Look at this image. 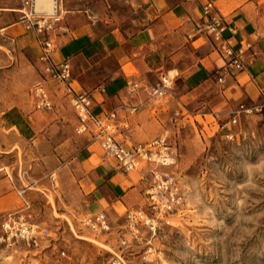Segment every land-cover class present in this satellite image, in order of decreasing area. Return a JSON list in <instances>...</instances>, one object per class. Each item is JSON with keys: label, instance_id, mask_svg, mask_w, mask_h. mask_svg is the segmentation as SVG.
Returning <instances> with one entry per match:
<instances>
[{"label": "rangeland", "instance_id": "rangeland-1", "mask_svg": "<svg viewBox=\"0 0 264 264\" xmlns=\"http://www.w3.org/2000/svg\"><path fill=\"white\" fill-rule=\"evenodd\" d=\"M2 2L20 7L14 0ZM116 11L129 14V8L113 0L108 14L115 22ZM20 15L0 10V27ZM131 17L121 18L122 27L131 26ZM37 55L0 35V264H264V113H241L234 123L240 104L231 112L217 108L214 115L204 98L188 107L178 104L179 112H172L187 118L184 134L176 138L166 131L151 138L167 136L177 147L176 163L155 171L179 185L181 202L161 212L151 209L149 199L132 208L144 209L152 219L135 228L127 220L128 210H103L110 229L95 231L83 224L98 210L89 206L79 160L94 136L78 131L73 94L45 75ZM72 65L88 68L87 77L99 83L118 68L113 56ZM45 76L51 108L39 107L33 91ZM58 84L64 92H57ZM168 96L155 98V106L170 110ZM37 110L45 124L34 134H21L12 117ZM152 182L153 175L148 186ZM12 212L37 226L38 245L8 237L2 223Z\"/></svg>", "mask_w": 264, "mask_h": 264}, {"label": "crops", "instance_id": "crops-1", "mask_svg": "<svg viewBox=\"0 0 264 264\" xmlns=\"http://www.w3.org/2000/svg\"><path fill=\"white\" fill-rule=\"evenodd\" d=\"M206 1L119 0L129 8L128 17L132 15L131 26L122 27L121 18L127 16L126 12L116 11V22L109 17L108 8H112L113 0H64L63 28L52 34L53 60H69L72 65L93 59L102 62L108 56L116 59L117 71L107 82L99 83L96 78L87 77L88 68L82 66L81 71L72 65L69 84L73 92L90 94L98 114L115 112L117 138L125 144L145 142L158 137L151 138L156 133L166 131L176 138L182 136L187 118L173 116L172 110H178V104L188 107L204 98L214 115L217 108L231 112L241 103L251 104L261 99L264 0H212L224 16L226 35L230 36L233 46L240 48L250 44L245 52V69L229 73L226 72L228 57L212 46L209 35L196 31ZM0 10L13 14L19 7L4 6L0 0ZM141 21L143 25L137 27V22ZM0 35H5L18 49L37 51L39 58L38 37L27 31L20 19L1 26ZM163 76L172 78L167 100L172 107L170 110L156 107L155 98L141 88L132 90L130 87V82L154 85ZM57 87V92L65 91L62 84ZM69 96L66 95L64 101ZM55 97L56 100L58 96ZM131 106L136 109L132 110ZM210 112H205L204 116ZM44 119L42 110H37L29 115L21 112L11 121L21 134L29 135L45 124ZM213 119L216 121V116ZM215 123L210 121L211 126ZM79 160L80 180L85 184L90 208L117 213L145 204L153 172L168 167L144 162L136 170L124 171L116 159L105 155L95 138L80 151Z\"/></svg>", "mask_w": 264, "mask_h": 264}, {"label": "built area", "instance_id": "built-area-1", "mask_svg": "<svg viewBox=\"0 0 264 264\" xmlns=\"http://www.w3.org/2000/svg\"><path fill=\"white\" fill-rule=\"evenodd\" d=\"M14 1L20 5V20L26 30L34 32L38 37L41 45L39 59L43 63V72L50 79L63 82L68 91L73 94V106L79 118L78 131L91 132L94 138L100 142L105 155L116 159L119 167L124 171L136 170L144 162H153L162 166L175 164L177 147L169 141L167 136H158L145 142L127 145L117 138L116 124L113 122L115 112L109 115H100L95 112L93 100L87 91H72L69 84L73 75L71 62L69 60L55 62L52 57L55 50L52 34L57 29L63 28L61 22L65 14L64 0H53L51 12L38 11L37 0ZM202 14L196 31L209 35L212 46L223 56L228 57L226 72L245 69V52L250 44L240 48L233 46L230 36L226 35L227 25L224 16L212 0H208L202 5ZM46 76L37 80L33 85V91L38 98V106L41 108L52 107V101L45 84ZM219 80L222 81V77ZM130 87L132 90L141 88L152 98H163L171 93L172 81L167 76H163L154 85L130 82ZM260 89L261 99L259 101L251 104L241 103L235 110L234 123L238 121L241 113H264V85ZM131 108L135 110L136 106H131ZM146 192L151 209L160 212L163 208L172 209L173 205L176 202H181L183 198L179 185L167 173L160 171L153 172V182L148 186ZM127 220L131 227L135 228L138 222L149 223L152 219L141 208L128 210ZM83 224L95 231L110 229L109 218L104 211L84 217ZM2 226L8 237L22 239L28 244H39L41 232L20 212L9 213ZM43 234H49V230H44Z\"/></svg>", "mask_w": 264, "mask_h": 264}, {"label": "bare ground", "instance_id": "bare-ground-1", "mask_svg": "<svg viewBox=\"0 0 264 264\" xmlns=\"http://www.w3.org/2000/svg\"><path fill=\"white\" fill-rule=\"evenodd\" d=\"M36 7L38 11L51 12L53 10V0H37ZM13 10V9H5Z\"/></svg>", "mask_w": 264, "mask_h": 264}]
</instances>
